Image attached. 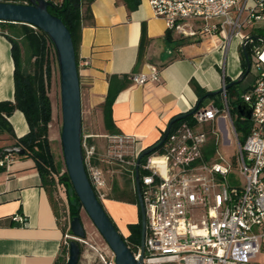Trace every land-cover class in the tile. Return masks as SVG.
<instances>
[{"label":"crops","instance_id":"obj_1","mask_svg":"<svg viewBox=\"0 0 264 264\" xmlns=\"http://www.w3.org/2000/svg\"><path fill=\"white\" fill-rule=\"evenodd\" d=\"M81 17L76 56L82 134L91 135L89 141L99 152H103L107 137L113 134L133 137L137 148L152 145L175 117L193 107L220 106L222 92L199 99L220 89L225 79L228 83L237 79L242 72L243 52L237 36H231L224 45L221 34L182 37L167 29L148 0H138L132 10L124 0H92L81 6ZM151 66L158 69L157 82H132V74L148 73ZM14 69L11 42L0 33V101L14 102ZM50 80L48 140L54 154L58 131ZM252 82L244 85L242 94ZM233 86L238 89L237 84ZM111 91L113 128L109 129L103 103ZM235 92L226 89V95ZM6 119L11 130L0 132V148L15 146V138L29 131L20 110L15 109ZM206 126H218L226 135L223 119ZM13 157V162L0 166V264H54L67 250L65 235L70 233L69 224L59 222L51 189L32 158ZM101 203L126 238L128 224L138 220L126 215L128 203L110 198ZM18 216L24 218V223L16 219ZM95 255L86 247L78 264H100L95 262Z\"/></svg>","mask_w":264,"mask_h":264},{"label":"built area","instance_id":"obj_2","mask_svg":"<svg viewBox=\"0 0 264 264\" xmlns=\"http://www.w3.org/2000/svg\"><path fill=\"white\" fill-rule=\"evenodd\" d=\"M148 1L167 29L182 37L221 34L223 45L231 36H237L241 45L247 40L256 72L241 95L252 105L243 143L239 142L223 81L220 106L191 108L190 119L175 124L161 146L141 158L138 176L146 223L142 264H264L260 258L264 255V36L256 34L258 29L264 30V0ZM45 57L49 63L56 58L48 42ZM130 78L137 85L157 82L158 69L151 66L148 73ZM218 118L230 124L237 140L230 161L224 160L217 147L207 154L209 138L212 135L217 144V134L203 125ZM90 138V134H82L81 147L85 171L97 198L105 199L108 189L97 161L115 160L130 166L135 191L136 160L144 148H137L131 136L113 134L99 152ZM13 160L11 152H4L0 166ZM234 168L243 178L242 185L227 181ZM16 219L24 223L23 217ZM72 238L70 233L65 235L67 246ZM75 239L94 251V260L100 264H115L104 240L97 245L86 235ZM133 254L140 256V246Z\"/></svg>","mask_w":264,"mask_h":264},{"label":"water","instance_id":"obj_3","mask_svg":"<svg viewBox=\"0 0 264 264\" xmlns=\"http://www.w3.org/2000/svg\"><path fill=\"white\" fill-rule=\"evenodd\" d=\"M50 5L51 2L48 0H27L24 3L0 1V21L26 24L41 30L50 39L55 51L59 71L62 118L60 141L67 172L66 175L61 176V181L70 182L71 185L68 187V192L72 193L74 191L76 193L82 208L112 250L114 263L142 264L146 223L144 205L139 188L138 165L143 156L161 146L167 137L171 125L175 121L191 114L193 110L172 119L158 142L152 146L145 147L136 160L134 184L141 223L140 256L136 258L115 223L110 219L101 201L97 198L87 177L81 147V98L74 44L71 34L62 19L48 11V6ZM246 43L247 40L244 41L241 48L246 63L245 71L237 79L225 85V89L240 83L250 70L251 62L245 49ZM220 92H222V88L203 95L199 101ZM236 109L243 118L250 119L252 111L250 103L242 100L237 104ZM3 152L23 153L24 150L17 146H11L4 148ZM69 229L70 234L74 238L68 240L66 264H78L81 248L79 241L75 238L85 237V230L80 216L74 215L71 217Z\"/></svg>","mask_w":264,"mask_h":264},{"label":"trees","instance_id":"obj_4","mask_svg":"<svg viewBox=\"0 0 264 264\" xmlns=\"http://www.w3.org/2000/svg\"><path fill=\"white\" fill-rule=\"evenodd\" d=\"M0 1L24 3L27 0ZM91 1L92 0H58L55 1V3L51 2V5L48 6V11L60 17L71 34L75 49L76 63V44L79 39L82 18L81 6L83 4L89 5ZM124 1L127 4L128 8L131 10L134 9L138 4V0ZM0 30V33L5 35L11 42V51L13 56L15 57L14 102L0 101V132L3 129H7L8 131L11 130L6 118L15 109L20 110L24 114L29 126V131L25 135L15 138V146L23 149L24 152H11L12 155H26L32 158L35 167L37 168L45 185H47L50 189L52 187H55L57 184L65 186L69 218L71 219V217L74 215L80 216V209L82 208V204L74 191L72 193L68 192V187L71 185L70 182L61 181V176L66 175L67 172L65 171L61 176H58L61 167L60 164L55 160L54 154L51 150L50 142L48 140V124L51 121V103L47 95V91L51 75V67L48 59H46L45 57V49L47 42L52 45L51 41L41 30L30 27L26 24L0 21ZM143 32L144 31H142V33ZM256 34L259 37L264 36L262 29H258L256 31ZM17 38H23V42L26 44V50L28 51L29 58H34V67L32 71L21 69L22 50L19 41H17ZM255 43H259V41L255 40ZM245 49L249 59L251 60L249 44H246ZM241 65L242 72L240 75L244 73L246 68L243 53H241ZM225 82L228 83L226 79ZM229 90L236 91L237 89L235 88V86H232L229 88ZM113 98L114 91H111L109 92V95L103 103V110L105 112V125L109 129L113 128V124L110 120V108L113 102ZM240 101H242L241 97L236 99L237 104ZM190 117V115H186L184 118L175 121L171 125L170 129H172L174 125L180 121L189 120ZM238 120L243 124L244 128L243 138L241 140L239 139V142L243 143L249 130L250 120L242 119L239 116ZM235 129L237 131L236 127ZM164 132L165 131L162 132V135L164 134ZM158 140L152 145L156 144ZM3 149L4 148H0V158L4 153ZM212 151L213 148L208 147L207 154H212ZM143 159L144 158H142V160ZM115 190H117V188H115ZM113 199L131 202L137 205V197L134 191L132 176L131 179H128L124 184L123 191L120 193V195ZM110 219L112 220L111 217ZM128 229V236L126 238H123L131 251L134 253L137 246H140L141 223L139 209L137 222L128 224ZM66 253L67 250H65L61 256H58L54 264H66Z\"/></svg>","mask_w":264,"mask_h":264},{"label":"rangeland","instance_id":"obj_5","mask_svg":"<svg viewBox=\"0 0 264 264\" xmlns=\"http://www.w3.org/2000/svg\"><path fill=\"white\" fill-rule=\"evenodd\" d=\"M58 1V0H55ZM1 31V30H0ZM264 33V30H262ZM17 41H19V44L21 46L22 50V67L28 71H32L34 67V58H29L28 51L26 50V44L23 42V38H17ZM262 46H264V42L262 43ZM50 67H51V80L50 84L52 85V90L54 94H52L53 97V103L55 104V119H56V125H57V136H56V147L54 150L55 160L57 163L60 164V173H64L66 171V167L64 165L63 155H62V149H61V141H60V131H61V105H60V89H59V71H58V65L55 57H52L50 61ZM254 68L251 66L249 73L246 75L245 79L241 81L239 84H237V92L235 93H228V101H229V107H230V113L233 118V122L235 123V127L237 128L238 138L241 140L243 138L244 134V128L243 124L238 120V112L236 110V99L239 98L242 94V88L245 84L248 82H252L254 79L255 74ZM54 95V96H53ZM240 117V116H239ZM249 120V119H248ZM203 128L205 130L211 129L210 127H207L206 125H203ZM231 126L229 123H225V132L226 135H224L223 129H221L218 126H212V130H214L217 134V144H214V137L211 135L208 141V145L210 147H217L220 154L223 156L224 160L230 161L232 160L236 148H237V140L234 135V133L231 131ZM98 166L103 170V173L107 179V196L106 198L113 199L115 197H118L120 193L123 191L124 184L127 182L128 179H131V173L129 170L131 169L130 166L117 162L115 160H111L110 162L105 161H97ZM227 181L231 185H242L243 184V178L238 173L237 168H234L227 176ZM117 188V190H115ZM51 195L53 197V201L55 203L57 216L59 219V222L62 225L67 226V224L70 223V218L68 214V208H67V201H66V194H65V186L59 184L55 187L51 188ZM116 200V199H115ZM125 202V201H123ZM128 208L126 215L129 217H135L138 219V207L137 205H133L134 203L127 202ZM126 206V205H125ZM132 206V208L130 207ZM130 207V208H129ZM80 217L84 226L85 235L87 236L88 240L91 241L93 244L100 245L102 243V236L86 214L83 208L80 209ZM105 241V240H104ZM66 247H68L66 245ZM87 246L84 244H80L81 251L85 250ZM88 248V247H87ZM68 251V248H66ZM89 251H92L89 249ZM94 252V251H92ZM262 261H264V255L262 254L260 256ZM95 262H98V259H96Z\"/></svg>","mask_w":264,"mask_h":264}]
</instances>
